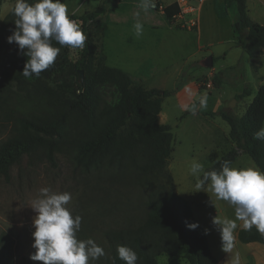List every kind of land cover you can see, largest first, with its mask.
<instances>
[{"label":"trees","instance_id":"1","mask_svg":"<svg viewBox=\"0 0 264 264\" xmlns=\"http://www.w3.org/2000/svg\"><path fill=\"white\" fill-rule=\"evenodd\" d=\"M111 1H104L97 10L81 16L69 15L88 37L85 46L82 50L75 49L78 58L72 62L71 49L53 41V47L61 48L60 53L54 64L38 77L22 75L27 57L15 43H8L7 38L15 29L13 8L0 23V102L7 105L13 94L3 83L15 82L26 93L27 103L39 106L37 113L20 111L17 114L16 110L11 132L0 142V177L6 181L24 157L56 166V155L69 148L75 164L84 170H127L140 178L166 172L174 182L166 170L174 151V135L158 118L163 100L173 92L144 88L123 70L109 66L105 53L91 37L89 23L102 18L107 13L106 4ZM27 2L31 4L35 0ZM231 2L238 9L234 31L245 33L238 44L251 58L257 73L264 52V26L250 19L247 0ZM177 10L173 4L163 13L172 21ZM212 82L216 88L221 85L219 77ZM249 95L250 91L244 90L237 99ZM216 115L230 126L231 144L264 172V142L254 139V134L264 127V86L259 88L242 117L228 111L207 114ZM237 150L224 155L208 171L218 170L226 160L233 163ZM147 206V217L138 228L106 233L109 252L106 264H125L118 258L120 245L137 253V264H159V255L176 257L181 250L189 264L218 263L191 204L174 189L159 185L149 196ZM190 223H199L200 227L190 230L187 227ZM237 238L241 244L264 245V235L255 227L240 229ZM11 260L7 245L0 243V264H10Z\"/></svg>","mask_w":264,"mask_h":264},{"label":"rangeland","instance_id":"2","mask_svg":"<svg viewBox=\"0 0 264 264\" xmlns=\"http://www.w3.org/2000/svg\"><path fill=\"white\" fill-rule=\"evenodd\" d=\"M104 1L106 0H61L67 5L68 13L74 12L79 16L88 11L97 10ZM169 1L172 0H154L155 4L162 6L167 5ZM140 2L141 0H112L106 4L107 9H111L110 11L102 18L89 23L91 37L100 51L104 50L103 43H107L111 38L113 32L110 27L111 22L116 20L118 16L135 13V10L141 11ZM14 4L15 0H0V23L14 7ZM224 8V16H220L219 11L215 14L208 13L206 15L201 36H198L195 30L178 27L173 21L168 20L172 27L180 30V32L175 31L174 36L188 39V44L183 47L175 44L173 35L165 34L163 27L167 20L165 17L156 14V23L160 27L156 31H159L158 35L161 34L164 44L160 48L159 54L156 53L155 56V64L159 67L158 72L152 78L144 79V88L173 90L175 88L172 85L173 82L171 83L173 79L162 78L163 73L172 74L179 65L185 66L186 61H189L186 62L187 68L190 67V64H196L200 56L207 54V42L212 43L214 50H216L222 47L221 39L233 40L234 44L224 46L228 58L224 63L226 69L222 70L224 76L220 77L221 88L216 90V93L222 94L224 100L229 101L228 106L232 104V107H227L228 112L234 116L242 117L259 88L264 86V52L261 56L259 70L256 73L251 58L238 45V40L244 39L245 33H234L232 30V23L238 19L237 5L235 2H231ZM150 10L147 13L161 12ZM248 12L254 22L264 25L263 0H248ZM169 27L167 23L166 28ZM116 35L113 40L121 38L125 43L132 42L128 38L130 35L126 34L123 37L119 34ZM204 44V50L200 51V46ZM69 51L70 60L75 62L78 58V52L75 49ZM188 58L190 60H186ZM108 65L118 67L121 62L112 59ZM230 65L231 67H229ZM135 75L137 73H131V76L134 77ZM206 82L200 83L202 89H208L205 85ZM3 86L10 89L13 94L7 105L0 102V142L9 136L16 110L17 114L20 111L37 113L39 108L34 103H27L25 100L26 93L20 91L15 82H5ZM244 90L250 91V95L243 99H237V96L242 94ZM171 103H173V99H166L164 109L172 110L171 118L172 123H174V117L178 115V111L175 106L172 107ZM215 119L223 129L226 128V133L229 135L230 126L228 123L220 117H215ZM183 121L181 124L182 131L180 130L178 135L175 134L177 131H174L176 141H174L173 147L176 148V154L172 165L173 170L177 169L175 172L177 175L174 178L177 185L185 188L189 183H196L194 176L187 177L185 175L189 172L191 161H193L192 157L201 156L202 162L206 158L208 159L209 154L206 156L204 148L206 145L213 146V137L203 134L198 129L202 125L206 128V120L198 119L194 124ZM211 158L210 156L209 160H206V164L210 163ZM231 166L235 168L253 167L258 170L252 159L246 154L239 156L238 160L234 161ZM169 178L166 172L140 178L134 172L127 170H84L75 164L69 148H64L61 153L56 155V166L46 161L24 157L20 164L13 168L10 180L6 181L0 177V243H5L10 251L12 257L10 264H42V262L31 259V255L36 251L32 247L34 243L32 233L35 231L33 219L36 213L31 205L32 201L38 197L39 190L48 187L55 192L72 194V201L68 207L73 216L80 215L82 217L77 238L80 240L91 238L104 249L105 255L98 260L90 261V264H106L109 260L106 233L113 230L138 228L147 217L149 212L147 201L157 187L165 185L167 188L175 190V184ZM181 193L182 191H179V195ZM196 194L184 197V199L191 202L195 218L205 230H209L207 239L217 256L226 258L229 264H231V257L237 254L241 264H255L264 257L262 255L264 254L263 245L241 244L237 241V232L242 229L239 227L242 223L240 221H237L238 227L234 232L232 251L230 253L224 252L220 234L212 225V218L219 216L221 219H235V209L227 202L216 200L211 192L196 191ZM201 213L204 215L201 216ZM158 262L159 264H189L184 258L183 250L179 251L176 257L159 255Z\"/></svg>","mask_w":264,"mask_h":264},{"label":"clouds","instance_id":"3","mask_svg":"<svg viewBox=\"0 0 264 264\" xmlns=\"http://www.w3.org/2000/svg\"><path fill=\"white\" fill-rule=\"evenodd\" d=\"M154 0H141L139 8L147 13L154 9ZM12 14L16 17L15 29L7 38L15 43L20 52L27 57L22 75L26 78L39 76L54 64L61 48L53 47V41L61 47L82 49L88 37L78 23L69 18L67 5L61 0H15ZM137 21L133 25L137 38L143 35V24L139 21L140 11L134 13ZM185 91H192L185 86ZM207 94L199 97V106L188 109L192 115L207 107ZM254 139L264 142V127L255 134ZM231 161H224L218 170L204 171L203 165L193 162L190 168L196 177V191L211 192L218 201L227 202L235 209V219L212 218V225L221 237L222 250L230 253L234 246V232L238 227L251 230L253 227L264 235V172L253 167L235 168ZM202 173V175H201ZM72 201L69 192H55L44 187L32 201L31 208L36 213L33 219L35 231L32 233L36 250L31 259L42 264H90L105 255L104 249L89 238L80 240L82 217L73 216L68 205ZM213 202V200H212ZM215 205V204H214ZM190 230L200 227L199 223L187 225ZM209 234V230H205ZM118 258L125 264H137V253L127 247H117ZM231 264H241L239 255L231 257Z\"/></svg>","mask_w":264,"mask_h":264},{"label":"crops","instance_id":"4","mask_svg":"<svg viewBox=\"0 0 264 264\" xmlns=\"http://www.w3.org/2000/svg\"><path fill=\"white\" fill-rule=\"evenodd\" d=\"M172 3H173V0L169 1L167 5H170ZM229 3H231V1L229 0H207L199 8V11L197 13L198 26L197 28L194 29L195 33H197L198 36L202 35L204 18H206V15H208V13L215 14V12L219 11L220 12L219 15L224 16L225 14L224 6L229 5ZM263 4H264V0H263ZM110 10L111 9H107V13ZM247 10H248V0H247ZM137 11H140V10H135V12ZM150 11L151 10H149L148 12ZM68 14L77 15L74 12H71ZM156 14H159L161 17L163 16L166 18L163 12L145 13L142 10L140 11V16L138 19L143 24V35L139 38L135 36L134 30H133V25L137 21V17L134 15V13L118 16V18L112 21L110 24L111 29H113V32L111 33V38L108 40L107 43L106 42L103 43L104 45L103 52L105 53L107 57V63H109V61L112 59L115 61L119 60L121 62V65L118 67H115V66L114 67L123 70L125 73L130 75V77L136 83H139L141 85H144L143 84L144 79L152 78L155 75V73L158 72V68H159L155 64V56H156V53L159 54L160 48L163 46L164 42L161 37V34L158 35L159 31H156L160 29V27H158L156 23V17H157ZM248 15H249V12H248ZM166 20L170 26L169 28H166V24H167L166 23L163 27V31L165 32L166 35L167 34L173 35L175 31L180 32V30H177L170 25L167 18ZM237 20L232 23L233 31H234V25L237 22ZM181 32H184V31H181ZM185 33H188V32H185ZM116 34H119L122 37L126 34L130 35V37L128 36V38L131 39L130 41L132 42L125 43L123 39L121 38H119L118 40L117 39L113 40L117 36ZM173 38H174L175 44H179V46L183 47L188 44V39L186 38L183 39L181 36H177V35L175 36L173 35ZM220 44L222 47L214 50L213 44L207 42L206 43L207 54H205L204 56L203 55L200 56L199 59H197L196 64L194 65L190 64L191 68L189 66L188 68L186 67V62H189L186 60H190V58H188L184 60L186 61L184 63L185 66L179 65L170 75H168V72L162 74V78L167 77V79L168 78L173 79L171 83L173 82L172 85L175 88L171 90L173 93L168 98H165L163 100L162 110L158 116L159 123L162 125L169 126L172 129L173 135H174V131H177L175 132V134L178 135V132L182 129L181 124H183L182 123L183 120H184L183 122L189 121V122H192L193 124L198 119L207 121L206 128L202 125L198 129L201 130L203 134H207L209 136L211 135L213 137V140H212L213 146L210 147V145H206V148H204V152L206 153V156L209 154V157L210 156L212 157L210 160V163L206 164V160L208 161L209 157L208 159L206 158V160L202 162L201 156H198L197 158L194 156L192 157L193 161H191L192 163L198 162L202 164L204 171H208L216 163V161H218L220 158H222L224 155H226L230 151L237 150L229 141V135L226 133V128L223 129L220 126V124H218V122L216 121L217 119H215V117H220V116L219 115H216L215 117L207 116V114H219L222 111H228V108H230L228 106L229 101L224 100V97L222 94L216 93V90L220 89L221 85L219 88L213 87L212 89L208 86L215 77L220 78L224 76L222 73V70L226 69V66L224 65V63L226 62L228 58V55H227V52L224 46H227V45L229 46L231 44H234V42L233 40L221 39ZM204 46L205 44L200 46L199 50L203 51ZM132 61H134V64H132ZM229 67H231V65ZM131 73H135V74L137 73V75L133 77L131 76ZM203 81H207L205 84L207 85L208 89L201 88L200 83L201 82L203 83ZM185 86H188L191 89L192 91L191 96H189V94L185 91ZM154 89L165 91L163 88H154ZM204 94H207V97H208L207 107L204 109L198 110L196 115H192L188 109H190L191 106L194 104L197 105L198 107L199 97ZM166 99H173V103H171V105L172 107L175 106L177 108L178 115L174 117V123H172V118H171L172 110L164 109V104H165ZM174 141H176L175 135H174ZM237 152H238V156L236 160H238L239 156H242L245 154L244 152L240 150H237ZM175 154H176V148H174L171 158L168 159L167 166H166L167 172L173 177V179L177 175L175 173L177 169L173 170V165H172ZM191 165H190V168H191ZM190 168L188 170L189 172L185 174L187 177H193V176H190L191 175ZM174 184H175V192L179 194V191L180 192L182 191L181 194L183 198L189 197L190 195L193 196V194H196V189L194 187L195 182L187 184L185 188L181 187L180 185H177V182L175 179H174ZM188 202L191 203L190 201ZM203 215L201 213V216ZM203 230L205 231L204 228ZM238 232H237V236H238ZM237 241H238V238H237ZM253 244H257V243H253ZM209 246H210L212 254L217 259V262H218L217 264H229V261H227L226 258L219 257L217 256V253H214L211 243H209ZM262 255L264 256V254ZM255 264H264V257L260 258V260H258L257 263Z\"/></svg>","mask_w":264,"mask_h":264},{"label":"built area","instance_id":"5","mask_svg":"<svg viewBox=\"0 0 264 264\" xmlns=\"http://www.w3.org/2000/svg\"><path fill=\"white\" fill-rule=\"evenodd\" d=\"M206 1L207 0H173V3L170 5L176 4V6L178 8L177 12L172 17L173 23L176 26H180L181 28L194 30L198 26L197 13L199 11V8ZM229 1H234V0H229ZM170 5L162 6V5L156 4V7L152 10L163 12L165 10V8L167 6H170ZM73 20H75V19H73ZM75 21L77 22V20H75ZM81 30L83 31L82 28H81ZM69 49H71V48H69ZM79 50H82V49H79ZM208 86L210 88L214 87L213 82H211Z\"/></svg>","mask_w":264,"mask_h":264},{"label":"water","instance_id":"6","mask_svg":"<svg viewBox=\"0 0 264 264\" xmlns=\"http://www.w3.org/2000/svg\"><path fill=\"white\" fill-rule=\"evenodd\" d=\"M79 80L81 83L83 82V72L82 71L79 72ZM229 107H232V104Z\"/></svg>","mask_w":264,"mask_h":264}]
</instances>
